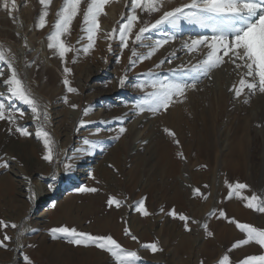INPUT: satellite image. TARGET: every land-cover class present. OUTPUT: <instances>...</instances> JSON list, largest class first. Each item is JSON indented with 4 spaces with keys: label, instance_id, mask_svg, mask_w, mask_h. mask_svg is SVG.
I'll use <instances>...</instances> for the list:
<instances>
[{
    "label": "rangeland",
    "instance_id": "374dc122",
    "mask_svg": "<svg viewBox=\"0 0 264 264\" xmlns=\"http://www.w3.org/2000/svg\"><path fill=\"white\" fill-rule=\"evenodd\" d=\"M111 1L115 4L116 15L109 18L108 23L103 22L104 14L100 17L101 24L109 25L108 31L117 24L121 14L127 11V0H109ZM183 2L187 0H170L167 7H176ZM3 3L4 0L0 2V26L5 29L0 30V44L6 51L11 49L15 55L14 64L32 93L37 91L45 97L42 104L47 107L49 119L44 127L55 141L57 156L53 164L44 161L42 157H36L35 149L44 150L42 139L35 136L40 125L32 119L27 105L18 100L8 101L5 96L6 103L24 112L23 118L18 119L17 124L28 127L33 135L24 137L15 132L5 133L2 128L6 121L0 120V162L9 161L7 169L0 168V180L8 177V182L11 181L15 188L14 199L5 192H0V219L9 225L6 228L0 227V238L5 232L13 237L7 249L0 248V264H24V255L34 264H83L82 261L86 258L83 252L87 249L104 253L109 263L113 264L112 258L106 252L94 246H75L63 237L53 239L49 231L53 227L68 226L93 235H108L109 232L96 233L99 222L94 221L100 216L111 219L108 215L111 210L119 211L122 221L126 220L128 227L137 236L139 243L136 241L134 250L141 258L138 264H200L204 260L203 252L206 249L209 251V259L207 262L204 260L205 263L215 264L233 244L229 243L232 235L223 222L224 219L208 215L213 209L217 211V215L219 210H224L226 198L222 195V190L227 189L225 181L247 184L249 188L243 190V195L251 196L255 193L264 197V94L256 93L249 97L245 89L240 98H234L230 89L233 84L239 86L240 77L234 66L225 64L213 71L211 79L202 78L197 90H189L187 99L172 105L167 112L156 116L147 112L136 115L131 110V105L143 97L145 92L151 91L150 87L141 90L133 86L138 79L143 78L141 74L153 69L160 76H171L169 69H176L180 65L188 66L189 62L195 63L200 58L181 50V42L190 36L210 32L186 23L176 41L165 45L151 59L138 63L131 70H128L130 48L124 50L120 62L117 63V56L120 55L117 41H112L111 52L108 49L105 54L101 55L99 52L102 57L97 61L90 54V59L84 65L82 63L85 54L68 53L67 66L72 69L68 78L71 86L78 89L76 93H68L63 84L64 65L59 57L54 56L52 50L48 49L49 58L55 63V66H49L39 49L35 51L29 45L26 48L24 44L25 37L27 39L35 35L39 46L43 42L47 45L46 37L52 30L55 13L62 6L63 0H52L48 23L43 29L35 27L43 10L39 0H32L30 7L27 0H17L15 10L11 9L10 4L6 10ZM81 8H86V0H82ZM106 10H110L108 4L105 5V13ZM9 11L16 18L15 22L9 18ZM138 15L143 20L157 18L140 12ZM20 16L29 24L26 34L19 32L20 36H17L18 32L14 29ZM81 22L82 11L74 19L71 34L67 37L68 42L77 48L80 47L77 40L82 35ZM154 38H159V34ZM81 43H86V40ZM97 50L94 49L95 52ZM138 50L146 51L143 48ZM173 51L176 52V58L171 64L165 63L158 69L154 68ZM101 63L105 65V69L95 73ZM4 70L9 71L6 67ZM125 74L129 79L121 87L119 79ZM32 78L40 83H36V86L30 85L28 79L34 80ZM4 92L6 89L0 86V93ZM64 96L68 97L67 104L63 102ZM244 100L249 102L244 103ZM73 103L78 105L76 109L70 107ZM85 108L89 109L87 115H84ZM177 108L182 110L175 114ZM168 114H175L178 119L173 121L169 129L176 133L179 145L173 143L172 138L163 131L167 127L164 119L166 120ZM81 119L93 123L86 124L77 131ZM121 126L127 130L119 134L117 139L115 137ZM97 127L102 129L99 134H95ZM85 138L96 141V147L89 149V146L84 145ZM22 142H26L28 146L23 148ZM114 150H117L115 154L112 153ZM87 151L90 152L87 154ZM178 151L184 153V160L179 159ZM164 154L177 159L174 169L170 168L171 160L165 158ZM65 163H71L72 167L65 169ZM29 180L32 192L35 193L34 199H29ZM84 186H94L99 191H77ZM195 188L205 194L210 193L208 199L193 197L191 192ZM175 190L183 194L175 210L200 221V224L190 223V231L184 229L183 222L179 219L160 212L162 207L165 212L171 210L163 201L171 199ZM109 195L120 199L122 207L109 208L106 204ZM141 198H146L145 204L151 215L146 216L149 218L147 223L141 222L142 226L136 231L133 227L139 221L138 213L131 205ZM230 199L234 204H245L241 199V202L238 201L237 197ZM92 200L96 203L90 202ZM71 201V216L78 223L76 226L69 224V219L62 216L61 207ZM91 207L102 212L94 215V219H85L86 209ZM250 210L254 224L257 227L259 222L264 224V213ZM13 223L19 227L12 228ZM203 223L209 225V231L213 233L211 237L200 226ZM142 227L149 228L155 234L160 232V235H154L152 239L161 243L163 251L159 252L160 259L156 253L140 247L141 243L146 242L142 239ZM230 227L236 230L235 224ZM20 233L28 240V246L16 258L15 237ZM236 233L240 232L236 230ZM240 238L245 239V234L241 232L236 236V239ZM54 244H61L62 252L58 253V257L51 247ZM239 249L241 250L238 254L237 249L231 251L232 260L233 257L243 259L249 255L262 254L261 248L254 242Z\"/></svg>",
    "mask_w": 264,
    "mask_h": 264
},
{
    "label": "snow or ice",
    "instance_id": "6c2138e0",
    "mask_svg": "<svg viewBox=\"0 0 264 264\" xmlns=\"http://www.w3.org/2000/svg\"><path fill=\"white\" fill-rule=\"evenodd\" d=\"M82 0H63L62 6L55 13L56 19L52 25L51 32L47 35V48L52 50L54 56H58L61 63L64 65L63 84L68 93H76L78 89L71 86V81L68 75L72 69L67 66V54L72 52L76 55L83 53L90 54L95 49L98 37L108 42V51H112V41H117L120 48V55L117 56V63L120 62V56L123 55L125 49L130 48L131 55L128 57V70L134 68L138 63L151 59L161 48L168 45L170 42L177 40L182 31L183 25L194 26L204 29L210 34H197L190 36L187 40L181 42V50H185L187 54L197 55L200 58L195 63L189 62L188 66L180 65L176 69H169L171 76H160L153 69L148 73L141 74L142 79L133 85L141 90L150 87L151 91L144 93V96L137 99L131 105V110L136 115L142 113H150L153 116L162 112H167L170 107L176 103H182L187 99L189 90H197V85L202 78L211 79V74L214 70L222 65L231 64L239 74V86L233 84L230 89L234 93V98H240L245 89L249 97L256 93L264 94V0H187L179 6L168 8L167 4L170 0H127V11L122 13L119 21L111 31L105 32L101 28L100 17L106 15L104 9L109 0H86V8H81ZM9 4L11 9L17 8V0H4L3 7L8 10ZM42 6V12L39 14L38 22L35 27L43 29L48 23L49 6L52 0H39ZM81 37L77 40L80 47H75L68 42L67 37L70 36L74 19L81 14ZM138 12L151 16H156L154 20H143ZM9 18L15 22V17L12 11L8 12ZM159 34V38H154ZM20 36V33H16ZM86 40V43H81ZM25 47H28L27 39L24 38ZM131 44V47H130ZM146 49L141 52L138 49ZM176 58V52H171L164 59H161L154 68L158 69L165 63L171 64ZM15 55L11 49H4L0 44V86L6 89V92L0 93V120L6 121L10 127L7 131L19 133L20 136L28 137L33 135L26 126L17 124L18 119H22L24 112L14 108L10 103L5 102V96L8 101L18 100L27 105L30 109L32 119L40 125L39 130L35 132L38 139H42L44 153L42 159L49 164L56 162L55 141L51 134L45 130L44 124L49 119L46 105L42 104L37 99L32 90L27 86L25 81L19 74L15 64ZM75 62V60H73ZM27 66V64H26ZM4 67L9 71L5 72ZM127 74L119 79V84L123 87L128 81ZM63 102L68 103V97H63ZM244 100V103H248ZM76 109L77 104L70 105ZM89 109H84V115L88 114ZM19 113V115H17ZM93 123L81 119L79 121L80 128L86 124ZM126 128L121 126L118 130L119 134L126 132ZM101 128L95 129V134H99ZM172 142L176 145L180 141L176 138V133L169 128L163 130ZM146 143V142H145ZM83 144L89 146V149L96 147V141L85 138ZM84 151V149H81ZM179 159L184 160L185 156L182 151L177 152ZM12 159H15L14 157ZM65 169L72 167L71 163H65ZM9 161L3 160L0 162V168L7 169ZM95 179V177H92ZM28 179V178H26ZM227 185V197H237L245 201V206L253 209L258 213H264V197L253 193L251 196L243 195L242 192L248 189L249 186L245 183H231L225 181ZM191 187V186H189ZM207 187V185H205ZM81 193H96L99 191L95 187H80L77 189ZM29 199L35 198V193L32 192L29 180ZM192 196L195 198L208 199L209 194L201 192L199 188L192 189ZM145 199L141 198L134 202L131 207L142 216H149L151 213L145 205ZM106 204L109 208L122 207V201L115 196L109 195ZM160 212L174 219H179L183 222V227L186 231H190V223L200 224V221L192 219L183 212H178L174 208L165 212L162 207ZM216 216L217 219H225L230 223L235 224L236 228L245 234V239L235 241L230 249L221 255L215 264H264V228H258L251 224L241 223L234 218H229L223 209L217 211L213 209L208 214ZM9 225L0 219V227L6 228ZM207 236L211 237L213 233L209 231V225L203 223L200 225ZM12 228H18L15 223L11 224ZM53 239L63 237L75 246H94L107 254L113 260V264H138L141 259L136 250H130L122 246L112 235H93L88 232L78 231L75 227L60 226L53 227L50 230ZM124 234L133 241H138L136 235L133 234L128 227V222L124 221ZM20 235H17L16 241L19 242ZM13 237L6 232L0 238V248L7 249L9 242ZM258 245L262 254L249 255L239 261H233L231 251L250 243ZM20 247H23L22 245ZM140 247L150 250L153 254L162 252L163 249L159 245V241L155 240L148 243H141ZM24 264H34L27 256H23ZM200 264H205L204 260Z\"/></svg>",
    "mask_w": 264,
    "mask_h": 264
},
{
    "label": "bare ground",
    "instance_id": "6f19581e",
    "mask_svg": "<svg viewBox=\"0 0 264 264\" xmlns=\"http://www.w3.org/2000/svg\"><path fill=\"white\" fill-rule=\"evenodd\" d=\"M2 1V0H1ZM0 1V2H1ZM28 1V6L30 7L31 5H32V0H27ZM108 6H109V8H110V10H106V14L107 15H102L103 16V22H105V23H108V19L109 18H111L112 19V17L113 16H115L116 15V10H115V4H114V2L113 1H111V2H109L108 3ZM117 7V6H116ZM110 11V12H109ZM26 14V13H25ZM4 16V15H3ZM20 19L18 20V24L16 25V27H15V29H14V31H16V32H21L22 34H26V29H27V27H28V24H29V22H26L25 20H23V18L20 16L19 17ZM104 20H106V21H104ZM3 23V22H2ZM1 23V24H2ZM101 24V23H100ZM4 25V24H3ZM30 26V25H29ZM101 26H102V29L106 32V31H108L107 29H108V27H109V25L107 26V24H104V23H102L101 24ZM4 27V26H3ZM2 26H0V30L2 29V30H4L5 28H3ZM1 30V31H2ZM0 31V32H1ZM36 42V44H35V42ZM8 42V41H7ZM38 41H37V39H35V35L34 36H31V37H28L27 38V44L29 45V48H33L35 51H37L38 49L40 50L39 52H41L42 53V55L45 57L44 59L46 60V64L47 65H51V66H55V63L52 61V60H50V58H49V55H48V48H47V45H46V43L45 42H43V44L42 45H40L39 46V44L37 43ZM10 44V43H9ZM37 44H38V46H37ZM95 48H97L98 50L95 52L94 50H92L91 52H90V54L92 55V57L94 58V60L95 61H97V59L98 58H100V56L102 55V54H105L106 53V51H107V49H108V42L107 41H105L104 39H102V38H100V37H98V39H97V41H96V46H95ZM32 50V49H31ZM99 52H100V54H99ZM90 54H88V55H84V57H83V63H82V65H84V63H87L88 62V60L90 59ZM102 57V56H101ZM104 63V62H103ZM103 63H101V65L100 66H98V68H97V70L95 71V73H98V72H100V71H102V70H104L105 69V65L103 64ZM45 64V63H44ZM45 66V65H44ZM50 71H48V73H49ZM53 74V73H52ZM48 75V74H47ZM51 75V74H50ZM31 77V76H30ZM32 79H34V78H32ZM28 83L30 84V85H35L36 83H40V82H38L36 79H34V80H31V79H28ZM36 86V85H35ZM33 94H34V96L37 98V99H39L40 101H41V103H44V98L45 97H43L39 92H37V91H35V92H33ZM181 110H182V108H177L176 110H175V114H178V113H180L181 112ZM175 114H168L167 116H166V120L164 119V122L166 123L167 122V127L169 128V127H171L170 125L173 123V121H177L178 119H177V117H176V115ZM193 114V113H192ZM176 123H178V122H176ZM10 127V125L6 122L5 124H4V126H3V131H5V133L6 132H8L7 131V129ZM176 129V128H175ZM173 130V129H172ZM22 145H23V148L24 147H26V146H28L27 144H26V142H22ZM35 149V148H34ZM26 150V149H25ZM116 151L117 150H114L112 153H116ZM35 153V155H36V157H42L43 156V153H44V150H42L41 151V149H40V151H38V149H35V151H34ZM90 151H87V154L89 153ZM165 158H168V160H171V164H170V168H172V169H174V167L176 166V158L175 157H170V156H166V154H164L163 155ZM171 169V170H172ZM92 185V184H91ZM94 187V186H93ZM14 190H15V188H14V186H13V183L10 181V182H8V177H6V178H4V179H2V180H0V192H5V194L7 195V196H9L10 198H13L14 199V197H15V195H14ZM224 191V192H223ZM57 192H58V190H57ZM222 195L226 198L227 197V192H228V189H223L222 190ZM56 194V193H55ZM182 196H183V194H181L180 193V191L179 190H175L174 191V194H173V196H172V198L171 199H165L163 202V204L164 205H167V206H169V207H171V210L174 208V209H176V205L178 204V203H180L181 202V200H182ZM146 198H148L147 196H146ZM12 200V199H11ZM238 201H240V199L238 200ZM90 202H92V203H96L94 200H92V201H90ZM241 202V201H240ZM243 202H245V201H243ZM239 204V205H237L236 206V204ZM236 204H234V202L231 200V199H226L225 200V208H224V211L226 212V215L229 217V218H234L235 220H237V221H239V222H241V223H246V224H251V225H253V226H255V227H257L256 226V224H254V222L252 221V213H251V210L249 209V208H247L246 206H245V204L243 205V203H239V202H237ZM246 203V202H245ZM242 204V205H241ZM146 205V204H145ZM73 201H71V202H68L65 206H62L61 207V210H62V216H63V218H65V219H69V224H71V225H77L78 223H76V221L75 220H73L72 218H74L73 216H71V214H72V210H73ZM60 208V207H59ZM84 208V207H83ZM93 207H91V208H89V209H86V213L84 214L85 216H84V218L85 219H88V218H93V216L94 215H96L97 213H99V212H102L100 209H94ZM106 209H108L107 207H106ZM84 211V210H83ZM112 212H111V214H108L110 217H111V219L110 218H105V217H98V218H95V221L94 222H99V223H97L98 224V232H96V233H102V234H104V233H108L109 232V234H112V236H113V238L114 239H116L122 246H124V247H126V248H128V249H130V250H134V247H135V244H136V241L134 242L133 240H131V238L130 237H126L125 236V234H124V231H123V229H124V222L122 221V219H121V213L119 212V211H117V210H111ZM149 211V210H148ZM74 213V212H73ZM151 213V212H150ZM79 214V213H78ZM104 214V213H103ZM95 217H97V216H95ZM149 217V216H148ZM148 217H146V216H142V215H139L138 214V217H137V219L139 220L138 221V223L136 222V224L134 223V229L137 231V230H139V227L140 226H142L141 224L143 223H147V221H148ZM148 218V219H147ZM70 219H72L71 221H70ZM94 219V218H93ZM57 220V219H56ZM55 220V221H56ZM77 220V219H76ZM113 220H115V222H113ZM58 221V220H57ZM60 221H62V219L60 220ZM59 221V222H60ZM63 222V221H62ZM142 222V223H141ZM223 222L225 223V225L228 227V231L230 232V234L232 235V239H231V241L229 242V243H234L235 241H237V240H241V239H244V238H240V239H236V236L237 235H239L241 232L236 228V230L238 231V232H240L239 234H237L236 233V230H233V227H230L231 225H234L233 223H230V222H228L227 220H223ZM261 222H259L258 223V228H264V224L262 223V224H260ZM133 226V225H132ZM144 226H147V224L146 225H144ZM236 227V226H235ZM143 228V227H142ZM142 232L145 234H142V239H143V241H146L145 243H147V242H152V239H153V237H154V235L156 236V235H160V232L159 233H156L155 234V232H153V231H151V230H149V228H147V227H145V228H143V230H142ZM92 234V233H91ZM176 235H177V233H175ZM17 235H19V234H17ZM17 237V236H16ZM16 237H15V249H14V254H15V256H16V258L18 257V255L20 254V252H21V250L24 248H27V239L25 238V236L22 234V233H20V239H19V242H17L16 241ZM23 246V247H20V246ZM61 245V244H60ZM59 244H54V245H52L51 247H52V249H53V251H55V252H57V253H55V256L56 257H58V256H60L58 253H61L62 251L60 250V246ZM159 245H160V247H162L161 246V243H159ZM63 246V245H62ZM63 249V248H62ZM240 250L241 249H237L236 250V252H237V254L240 252ZM260 250V249H259ZM258 250V251H259ZM61 251V252H60ZM84 251V250H83ZM234 252V251H233ZM207 253H209V251L206 249L204 252H203V258H204V260L207 262L208 261V257L207 256H209ZM261 253H262V251H261ZM83 256H86V258L83 260V259H81V260H83L82 261V263L83 264H112V263H109V261H108V258H107V256L104 254V253H102V252H99V251H96V250H88L87 249V251H85V252H83ZM157 255V258L158 259H160L161 258V256H160V253L159 252H157L156 253ZM64 258V257H63ZM83 258V257H82ZM69 259V258H68ZM239 260H241V259H237V258H235V257H233V261H239ZM69 261H71V260H69ZM14 264H19V263H17V262H14ZM206 264V263H205Z\"/></svg>",
    "mask_w": 264,
    "mask_h": 264
}]
</instances>
